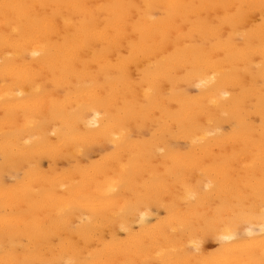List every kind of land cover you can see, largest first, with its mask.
Listing matches in <instances>:
<instances>
[{
  "label": "bare ground",
  "instance_id": "obj_1",
  "mask_svg": "<svg viewBox=\"0 0 264 264\" xmlns=\"http://www.w3.org/2000/svg\"><path fill=\"white\" fill-rule=\"evenodd\" d=\"M262 3L0 0V264L258 262Z\"/></svg>",
  "mask_w": 264,
  "mask_h": 264
},
{
  "label": "snow or ice",
  "instance_id": "obj_2",
  "mask_svg": "<svg viewBox=\"0 0 264 264\" xmlns=\"http://www.w3.org/2000/svg\"><path fill=\"white\" fill-rule=\"evenodd\" d=\"M3 10H4V22H5V27H11L12 26V18L10 16V9H21L24 8L26 6L24 5H11V4H4L2 5ZM225 9H230L232 7H236L237 9H242L245 7L248 8H252L254 6L252 5H224L223 6ZM237 15H239V12L237 13ZM241 23H255V19L254 17H251L249 15H240L239 16ZM259 27L262 31V34H264V3L261 4L260 6V24ZM12 31L16 32L18 31L17 28L12 27ZM262 40H264V35H262ZM261 54L264 55V46H262L261 48ZM261 119H262V123H261V130H262V134H264V111L261 112ZM262 153H261V160H262V167H261V211L259 214V227H260V232H261V236L264 237V140H262ZM247 223V221H246ZM225 232L227 233V235H223L221 236L219 239L221 240H231L234 243L240 239H242L239 236V227L240 224L237 222L236 219H232L230 221H228L225 224ZM247 233L248 235L252 234V230L251 227L247 228ZM197 248H199V244H197ZM261 249H262V253H261V259L257 262V261H253V260H240V261H224L222 262V264H264V239H262L261 242ZM12 264H34V262H29V261H23V262H12ZM41 264H45V262H41Z\"/></svg>",
  "mask_w": 264,
  "mask_h": 264
},
{
  "label": "rangeland",
  "instance_id": "obj_3",
  "mask_svg": "<svg viewBox=\"0 0 264 264\" xmlns=\"http://www.w3.org/2000/svg\"><path fill=\"white\" fill-rule=\"evenodd\" d=\"M209 243H210V242H207V243H206V245H207V246H206V247H207V249H208V250H212V249H214V248H215V246H212V245H211V244H209ZM213 247H214V248H213Z\"/></svg>",
  "mask_w": 264,
  "mask_h": 264
}]
</instances>
